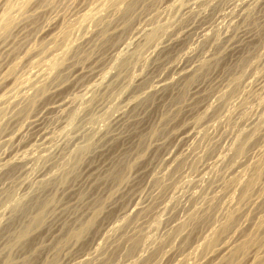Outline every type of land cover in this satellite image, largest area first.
Segmentation results:
<instances>
[{"label": "rangeland", "instance_id": "obj_1", "mask_svg": "<svg viewBox=\"0 0 264 264\" xmlns=\"http://www.w3.org/2000/svg\"><path fill=\"white\" fill-rule=\"evenodd\" d=\"M5 16L0 264L264 262V0H0Z\"/></svg>", "mask_w": 264, "mask_h": 264}, {"label": "bare ground", "instance_id": "obj_2", "mask_svg": "<svg viewBox=\"0 0 264 264\" xmlns=\"http://www.w3.org/2000/svg\"><path fill=\"white\" fill-rule=\"evenodd\" d=\"M3 1V0H2ZM43 1V0H42ZM45 1V0H44ZM37 2V1H36ZM40 2H41V0H40ZM47 2V1H46ZM48 2H50V1H48ZM132 2V1H131ZM130 2V3H131ZM135 2V1H134ZM42 3H44V2H42ZM136 3V2H135ZM132 4V3H131ZM42 5V4H41ZM135 6V4L133 3L132 5H128L127 6V12L125 13V15H127V14H129L130 12H131V10H132V6ZM246 7V6H245ZM243 8V7H242ZM131 14V13H130ZM124 15V16H125ZM10 16V15H9ZM9 16H5V17H3L2 19H0V33H3V34H5L6 35V33H8L10 30H11V27H12V25H15V24H13V21H12V19H10V17ZM128 17V16H127ZM96 21V20H95ZM14 27V26H13ZM190 27V26H189ZM13 29V28H12ZM105 29V28H104ZM103 30V29H102ZM17 32V31H16ZM46 32V31H45ZM45 32L43 33V34H45ZM103 32H104V30H103ZM9 33H11V31L9 32ZM145 33V32H144ZM16 34V33H15ZM140 34H141V32H140ZM139 34V35H140ZM10 35V34H9ZM142 35V34H141ZM154 35V34H153ZM153 35H151V36H149V38H151ZM8 36V35H7ZM138 37V36H137ZM145 37V36H144ZM135 38H136V36H135ZM88 39V38H87ZM134 40H136V39H134ZM138 40V39H137ZM2 41V40H1ZM86 41V40H85ZM139 41V40H138ZM147 41V40H146ZM87 43V42H86ZM133 43H134V41H133ZM3 46V45H2ZM2 46L0 47V48H2ZM14 46V45H13ZM159 46V45H158ZM5 47L7 48V46L5 45ZM4 47V48H5ZM131 47V46H130ZM129 48V47H128ZM13 49V48H12ZM157 49V48H156ZM162 49V48H161ZM2 51L3 50H5V49H1ZM129 50V49H128ZM160 50V49H159ZM161 53V52H160ZM60 54V53H59ZM64 57V56H63ZM63 57H60L59 58V60H60V62H61V60L62 59H64ZM63 61V60H62ZM63 63V62H62ZM55 64V63H54ZM179 64H181V63H179ZM182 65V64H181ZM186 65H187V63H186ZM194 66V65H193ZM175 67V66H174ZM177 68H176V70H177V72H175V73H177V75L179 76V77H184V76H186L187 74H188V70L186 69V67H182V66H176ZM189 69V68H188ZM191 69V68H190ZM95 70V69H94ZM175 70V69H174ZM193 70V69H192ZM190 71V70H189ZM75 72V71H74ZM192 72V71H191ZM190 72V73H191ZM76 73H77V76L79 75L80 77L82 76V71L81 70H79V71H77L76 70ZM75 73V74H76ZM189 73V74H190ZM193 73H194V71H193ZM193 73H191V74H193ZM188 74V75H189ZM187 75V76H188ZM178 76H177V78H178ZM75 78H76V76H74ZM189 77V76H188ZM187 77V78H188ZM40 78V77H39ZM44 78V77H43ZM38 79V78H37ZM174 79V78H173ZM178 80H181V79H178ZM188 80V79H187ZM189 80H191V78L189 79ZM166 81V80H165ZM174 81V80H173ZM32 82H34V81H32ZM35 82H36V80H35ZM37 82H38V80H37ZM177 82V81H176ZM183 82V81H182ZM186 82H188V81H186ZM39 83V82H38ZM102 83V82H101ZM158 83V82H157ZM156 83V84H157ZM164 83H166V82H164ZM35 84V83H34ZM159 84H160V80H159ZM166 84H169V83H166ZM170 84H172V83H170ZM175 84V83H174ZM32 85H33V83H32ZM38 85V84H37ZM41 85V84H40ZM163 85V84H162ZM81 86V85H80ZM155 86V85H154ZM166 86V85H165ZM93 87V86H92ZM158 87H160V86H158ZM196 87V86H195ZM37 88V87H36ZM48 88V87H47ZM154 88V87H153ZM160 88H162L163 89V86L162 87H160ZM45 89H46V87H42V88H38L36 91H35V94L33 95L32 94V97H29V99H28V97H27V100H28V103L30 104V105H32V103H33V101L36 99V97L38 96V95H40V94H42V93H46L47 91H45ZM83 90V89H82ZM152 90V89H151ZM157 90V89H156ZM155 90V91H156ZM161 90V89H160ZM195 90V89H194ZM202 90V89H201ZM159 91V90H158ZM23 92V91H22ZM21 92V93H22ZM33 92H34V90H33ZM84 92H85V89H84ZM157 92V91H156ZM195 92V91H194ZM193 92V93H194ZM25 93V92H24ZM55 93V92H54ZM23 94V93H22ZM197 94V93H196ZM195 94V95H196ZM10 95V94H9ZM86 95V94H85ZM84 95V96H85ZM88 95V94H87ZM193 95V94H192ZM25 97V96H24ZM23 98V97H22ZM21 98V99H22ZM39 98V97H38ZM58 99H59V97H58ZM61 100H62V98H60ZM39 100V99H38ZM64 100V99H63ZM17 101V100H16ZM60 101V100H59ZM65 101V100H64ZM54 102H55V100H54ZM67 102V101H66ZM66 102H65V104H66ZM69 102V101H68ZM64 105V103H63V101H61V102H58V100H57V102H55V103H51V105L49 104V106L47 105V106H45L46 108H44V107H42V108H44L43 110H41L42 108H40L39 110H41V111H43V112H48V111H51V113H52V111H60V109L62 108V106ZM70 105V104H69ZM67 106V105H66ZM74 106V105H73ZM130 106V105H129ZM64 109H65V107H64ZM66 109H68L67 107H66ZM127 109H129V108H126V110ZM125 110V111H126ZM130 110V109H129ZM61 111H63V110H61ZM128 111V110H127ZM38 112V111H37ZM43 112H42V114H43ZM123 112V111H122ZM121 112V113H122ZM39 113V112H38ZM50 113V114H51ZM55 113H57V112H55ZM72 113V112H71ZM40 114V113H39ZM38 114V115H39ZM41 114V115H42ZM125 113H123V115H124ZM37 115V114H36ZM38 115H37V117H38ZM40 115V116H41ZM45 115L46 114H44V117H45ZM53 115H56V114H54V112H53ZM58 115V114H57ZM62 115V114H61ZM66 115H68L67 113H66ZM69 116V115H68ZM118 116V115H117ZM35 117V116H34ZM34 117H32L33 119H34ZM43 117V116H42ZM121 117V115H119V118ZM123 117V116H122ZM48 118V117H47ZM117 118V117H116ZM118 118V119H119ZM43 119H45V118H43ZM43 119L41 118H39V119H35V120H33L32 122L30 121V120H28V121H30L31 123L29 124L28 122H26V123H28L29 125H30V127H32L31 128V130H34L35 132H33V133H39V130H40V125H41V122H43ZM50 119V118H49ZM57 119V118H56ZM60 119V118H59ZM112 119V122H113V118H111ZM66 120V119H65ZM116 121H117V119H115ZM121 120V119H120ZM46 121V120H45ZM63 122H64V120H63ZM111 122V123H112ZM121 121H119L118 123H120ZM46 123V122H45ZM114 123V122H113ZM117 123V124H118ZM58 124V123H57ZM45 125V124H44ZM51 125V124H50ZM113 125H115V124H113ZM29 127V126H28ZM43 129H45L44 127L45 126H41ZM24 128V127H23ZM42 129V130H43ZM23 130V129H22ZM25 130V129H24ZM7 131V130H6ZM41 131V130H40ZM23 132V131H22ZM29 133H30V135H31V132H30V130L28 131ZM26 134L25 135H27V132H25ZM17 134H20L21 135V132L20 133H17ZM43 134V133H42ZM45 134H46V132H45ZM24 135V136H25ZM37 135V134H36ZM47 135V134H46ZM14 136V135H13ZM22 136V135H21ZM21 136H18V138L20 139V137ZM24 136H22L23 138H24ZM34 136V135H33ZM39 136H41V133H40V135ZM48 136V135H47ZM100 136V135H99ZM17 137V136H16ZM30 137V136H29ZM6 138V137H5ZM15 138V137H14ZM22 138V139H23ZM26 138V137H25ZM7 139V138H6ZM13 139V138H12ZM14 140V139H13ZM27 140H29V139H27ZM19 141V140H18ZM22 141V140H21ZM20 141V142H21ZM7 142V141H6ZM5 142V143H6ZM9 142V141H8ZM12 142H14V141H12ZM11 142V143H12ZM20 142H19V145H17L18 143H17V141H16V145H17V147L18 146H20ZM95 142V141H94ZM108 142V141H107ZM26 143V142H25ZM75 143V142H74ZM9 144V143H8ZM14 144V143H13ZM70 144V143H69ZM88 144H90V142L88 141V143L87 144H85V146H84V148H80V151H82V149H86V147H88ZM10 145V144H9ZM12 145V144H11ZM15 144L13 145V147H15L16 146ZM90 145H92V143L90 144ZM23 146V145H22ZM25 146V145H24ZM12 147V148H13ZM240 147V146H239ZM16 148V147H15ZM88 149V148H87ZM15 151V150H14ZM80 151L78 152V153H80ZM242 151V148L240 147L239 149H238V152H241ZM107 152V151H106ZM5 153V152H4ZM77 153V154H78ZM8 154V153H7ZM83 154V153H82ZM10 155V154H9ZM17 155V154H16ZM170 155V154H169ZM1 156V155H0ZM85 156V155H84ZM171 156V155H170ZM2 157V156H1ZM17 157H19V156H17ZM77 157V156H76ZM75 157V158H76ZM4 158V157H3ZM7 158H9V156L7 157ZM12 159V158H11ZM164 159H165V157H164ZM1 160V159H0ZM75 160V159H74ZM6 161V160H5ZM9 161V160H8ZM23 161V160H22ZM168 160L166 159V162H167ZM1 162V161H0ZM3 162V161H2ZM1 162V163H2ZM16 162V161H15ZM15 162H13V163H15ZM22 163V165L24 164L23 162H21ZM168 163V162H167ZM5 164V163H4ZM10 164V163H9ZM20 165V163H17L16 164V166H19ZM77 164V163H76ZM8 165V164H7ZM11 165H12V162H11V164L10 165H8V166H10L11 167ZM15 165V164H14ZM21 165V166H22ZM89 165V164H88ZM7 166V167H8ZM105 166V165H104ZM2 167H3V164H2ZM6 167V166H5ZM6 167V168H7ZM22 167H24V166H22ZM126 167V166H125ZM5 168V169H6ZM9 168V167H8ZM93 168V167H92ZM80 169V168H79ZM87 169V168H86ZM88 169H90V167L88 168ZM2 169H1V167H0V171H1ZM3 170H4V168H3ZM7 170V169H6ZM98 170V169H97ZM142 170V169H141ZM3 172V171H2ZM1 172V173H2ZM46 172V171H45ZM84 172V171H83ZM137 172V171H136ZM4 173V172H3ZM5 174V173H4ZM3 174V175H4ZM12 174V173H11ZM145 174V173H144ZM39 176V175H38ZM81 176H83V175H81ZM89 176H91V175H89ZM126 177V176H125ZM82 178V177H81ZM37 179V178H36ZM82 179H84V178H82ZM1 180H3V178L1 179L0 178V181ZM40 180V179H39ZM42 180H43V178H42ZM62 180V179H61ZM84 181V180H83ZM82 181V182H83ZM4 182V181H3ZM64 182V181H63ZM80 182V181H79ZM255 182V181H254ZM254 182H250V180L248 181V183L245 185V187H244V192L246 193L253 185V183ZM1 183V182H0ZM5 183V182H4ZM62 183V182H61ZM42 184V183H41ZM73 184V183H72ZM91 184V183H90ZM89 184V185H90ZM118 184V183H117ZM0 185H4L3 183L2 184H0ZM48 185V184H47ZM76 185V184H75ZM252 185V186H251ZM67 186V185H66ZM251 186V187H250ZM7 187V186H6ZM57 187V186H56ZM65 187V186H64ZM75 187V186H74ZM61 188V187H60ZM77 188V187H76ZM6 189V188H5ZM68 189V188H67ZM66 189V190H67ZM70 189H71V187H70ZM72 189H73V187H72ZM1 190H2V186H1ZM4 190V189H3ZM60 190H62V189H60ZM76 190V189H75ZM55 191H56V189H55ZM65 191V190H64ZM63 191V192H64ZM70 191V190H69ZM69 191H68V193H69ZM73 191V190H72ZM3 192V191H2ZM59 192H61V191H59ZM71 192V191H70ZM4 193V192H3ZM54 193V192H53ZM58 193V192H57ZM1 194V193H0ZM61 194V193H60ZM53 195V194H52ZM56 195H58V194H56ZM63 195V194H62ZM66 195V194H65ZM9 196V195H8ZM7 196V197H8ZM2 197V196H1ZM6 197V196H5ZM116 197V196H115ZM3 198V197H2ZM54 198V197H53ZM4 199V198H3ZM50 199V198H49ZM70 199H71V197H70ZM47 200V199H46ZM115 200V199H114ZM50 201V200H49ZM52 202V201H51ZM42 203H45V202H42ZM49 203V202H48ZM47 203V204H48ZM110 203H112V202H110ZM16 204H18V203H16ZM46 204V203H45ZM110 205V204H109ZM42 206V205H41ZM111 206V205H110ZM136 207V206H135ZM40 208V207H39ZM131 208V207H130ZM48 209V208H47ZM45 210V209H44ZM96 210V209H95ZM46 211H48V210H46ZM45 211V212H46ZM92 211V210H91ZM134 211V210H133ZM92 212H94V211H92ZM130 212V211H129ZM128 212V213H129ZM33 214H34V212H33ZM37 214V213H36ZM41 214H43V213H41ZM92 214V213H91ZM91 214H89L90 216H91ZM126 214H127V211H126ZM122 215V214H121ZM41 215L40 214H38V215H36V216H34L30 221H28V224L26 223V225L24 224V226H21V230H20V232L17 234V236H15V238H14V241L16 240V242L19 240V239H21L23 236L25 237V234H27L28 232H31L30 230H31V228L33 229L34 227L36 228V230H37V225L38 224H40L41 222L40 221H42L41 219H42V217H40ZM42 216H44V215H42ZM46 216V215H45ZM93 217H94V215H93ZM262 218V217H261ZM26 219V218H25ZM88 219V218H87ZM92 220V219H91ZM67 221V220H66ZM68 222V221H67ZM259 222H260V220H259ZM73 223V222H72ZM90 222L88 221L86 224H85V226H83L82 228H76L75 227V229H71L70 231H68V233H66V235H65V241L64 242H66V241H69V239H73V238H75L78 234H80V232L82 231V230H86V229H83V228H85L88 224H89ZM80 224V223H79ZM82 224V223H81ZM223 224V223H222ZM259 225V224H258ZM56 226V225H55ZM55 226H53V227H55ZM80 227H81V225H79ZM78 226V227H79ZM59 227V226H58ZM57 227V228H58ZM44 228V227H43ZM89 228V227H88ZM48 229H50V228H48ZM55 230V229H54ZM34 231V230H33ZM41 231V230H40ZM40 231H38V232H40ZM50 231V230H49ZM52 231V230H51ZM56 231V230H55ZM54 231V232H55ZM34 233V232H33ZM32 233V234H33ZM47 233V232H46ZM53 233V232H52ZM85 233V232H84ZM39 234V233H38ZM45 235V234H44ZM50 235V234H49ZM52 235V234H51ZM50 235V236H51ZM53 235H55V233L53 234ZM76 235V236H75ZM47 236V235H46ZM81 236H82V233H81ZM39 237V236H38ZM61 238V237H60ZM79 238V237H78ZM203 238V237H202ZM62 239V238H61ZM75 241V240H74ZM44 243V242H43ZM74 243V242H73ZM172 243V242H171ZM60 244H62L61 242H60ZM0 245H2V244H0ZM5 246V245H4ZM2 247V246H1ZM12 247H13V245H12ZM230 248V246H225L224 247V249H222L221 251H218V252H220L219 254H222V253H225V251L226 250H228ZM2 249V248H1ZM8 249V248H7ZM256 256V255H255ZM5 257V256H4ZM2 259V258H1ZM212 259V258H211ZM250 259H253V256L250 258ZM249 259V260H250ZM254 259H255V257H254ZM258 260H253L251 263H254V264H264V262L263 263H261V260H260V262H257ZM6 262L7 261H5V263L4 264H6ZM11 262V261H10ZM249 262V261H248ZM8 263V262H7ZM172 264V263H171Z\"/></svg>", "mask_w": 264, "mask_h": 264}]
</instances>
